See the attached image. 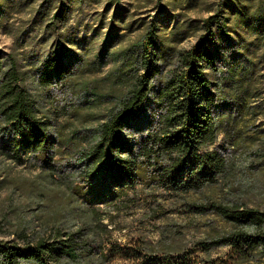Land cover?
<instances>
[{
  "label": "rangeland",
  "instance_id": "1",
  "mask_svg": "<svg viewBox=\"0 0 264 264\" xmlns=\"http://www.w3.org/2000/svg\"><path fill=\"white\" fill-rule=\"evenodd\" d=\"M57 3L55 0L53 7ZM160 3L161 9L157 8V0H118V15L113 19L114 9L109 0L86 1L69 10L63 25L55 23L46 28L36 13L42 9L43 0L4 1L5 11L0 17L1 53L19 54L26 61L23 69L33 74V61L41 58L60 29H65L74 37L70 49L78 59L72 65L73 73L62 82L46 87L27 79L39 114L52 121L57 139L52 152L55 166L45 167L24 154L20 155L23 161L17 162L0 150V239L22 244L46 238L52 229H81L78 238L83 248L69 264H154L152 249L165 250L172 244L175 249L184 244L194 247L199 241L232 231L233 226L221 216L216 205L243 203L264 212V58L260 56L263 48L254 53L255 63L245 81L235 90L229 88L237 97L215 112L221 130L208 149L222 150L233 159L216 183L178 193L138 183L114 201L90 206L85 203L82 192L86 163L77 161L95 143L99 122L127 90L122 61L135 55L145 22L157 19L165 36L173 40L186 35L175 43L177 50L185 51L198 41L202 30L195 26L215 11L217 0ZM111 25L117 35L105 39ZM47 33L51 37L46 42ZM102 45L106 51L100 57ZM168 72L166 69L162 75ZM87 220L90 225L84 223ZM140 244L146 248L139 254ZM228 253L225 245L212 248L208 254L196 252L212 258Z\"/></svg>",
  "mask_w": 264,
  "mask_h": 264
},
{
  "label": "trees",
  "instance_id": "2",
  "mask_svg": "<svg viewBox=\"0 0 264 264\" xmlns=\"http://www.w3.org/2000/svg\"><path fill=\"white\" fill-rule=\"evenodd\" d=\"M4 1L0 0V17ZM43 1L36 13L44 27L51 28L55 23L63 25L73 6L91 0H58L56 7L55 0ZM109 4L115 19L118 0H109ZM144 25L135 55L122 61L127 90L99 122L95 143L77 161L86 163L82 195L89 206L114 201L138 183L173 193L197 191L216 183L233 161L222 150L208 147L221 130L215 112L237 97L232 91L245 81L260 48L264 58V0H217L215 11L195 26L202 30L198 41L185 51L177 50L175 43L186 35L175 40L166 37L157 19ZM65 32L60 29L41 58L33 61V74L23 69L26 61L19 54L0 50V150L17 162L23 161L20 155L24 154L45 167L55 166L52 152L57 139L52 121L39 114L27 79L48 87L73 73L72 65L78 59L70 49L74 37ZM105 34V39L117 35L112 25ZM50 37L47 33L45 41ZM105 51L102 45L99 56ZM166 69L169 72L162 75ZM143 120L144 125L139 126ZM240 204L215 206L233 226L232 231L199 241L194 247L184 244L175 249L172 244L165 250L152 249L154 264L264 262V212ZM84 223L90 225L88 220ZM80 230L52 229L46 238L22 244L0 239V264L72 263L83 248ZM222 245L229 248L224 257L196 254H208ZM143 248L146 246L140 244L139 254Z\"/></svg>",
  "mask_w": 264,
  "mask_h": 264
}]
</instances>
